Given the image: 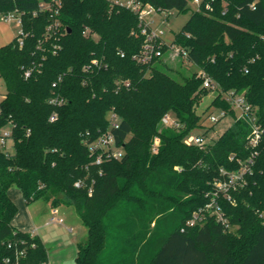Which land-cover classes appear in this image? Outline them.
<instances>
[{
    "label": "trees",
    "instance_id": "1",
    "mask_svg": "<svg viewBox=\"0 0 264 264\" xmlns=\"http://www.w3.org/2000/svg\"><path fill=\"white\" fill-rule=\"evenodd\" d=\"M52 1L0 0V14L17 12L25 33L23 46L19 36L0 46V136L10 129L14 149L0 148V264L49 263L43 241L14 226L15 187L28 204L76 209L88 229L77 264H264V143L234 202H222L236 230L210 215L187 226L222 170H238L253 153L251 127L225 94L243 96L264 125V0H202L172 42L198 70L176 75L161 61L134 58L146 40L139 14L115 0H59L58 13L40 10ZM189 1L140 0L178 15L191 11ZM199 70L217 85L210 108L235 118L203 147L185 142L202 126L198 109L212 91ZM112 111L119 128H109ZM168 113L180 127L162 124ZM107 132L124 155L97 164L90 145Z\"/></svg>",
    "mask_w": 264,
    "mask_h": 264
},
{
    "label": "built area",
    "instance_id": "2",
    "mask_svg": "<svg viewBox=\"0 0 264 264\" xmlns=\"http://www.w3.org/2000/svg\"><path fill=\"white\" fill-rule=\"evenodd\" d=\"M194 2L197 4V7H199L202 0H194ZM60 4L61 3L59 0H53L52 3H41L40 10H48L58 13ZM114 4L139 14L140 19L144 24L142 33L145 35L146 40L143 54L140 56H135V59L137 58L138 61L142 63H150L153 60H158L163 57L162 46L169 45V47H171L176 54L185 58L186 61L188 60L187 51L174 46L172 43L167 44L164 41V30H155L152 28L151 24L144 20L143 15L145 12H156L155 9H153L151 6H144L140 0H115ZM0 20L5 22L17 21L20 24L21 29L18 33L19 44L23 46L25 33L22 29V19L20 15L17 12L0 14ZM94 64H98V62L94 61ZM30 75L31 73L29 71L26 72V78H29ZM198 76L202 79L204 88L211 90H215L217 88L214 80L205 71L199 70ZM55 85L56 84H54V86ZM225 98L232 104L236 111L237 118H242L249 123L251 127V133L248 137V146L252 148L253 153L247 160L239 162L240 167L238 170L232 172H226L222 170L224 179L216 182L215 186L213 187V191L207 195V203L199 211L193 214L192 218L187 222V226L194 227L197 225H203L206 221V216L210 215L213 216L216 221L223 226L225 231L234 232L236 228L230 223V220L222 206V202L223 200L234 202L232 192L245 186L246 176L252 172L253 165L255 164V158L258 155V147L261 143H264V125L261 122L259 116H257L254 111H252L251 105L247 103L243 96L231 92L225 94ZM52 102L57 104L58 100L54 99ZM225 116H227V112L222 109L219 115L211 114L209 118L213 123H217ZM54 120L55 116L51 117V121ZM108 120L110 129L119 128L121 120L120 116L116 112H110L108 115ZM162 124L165 126L180 127V123L174 118L172 114L169 113L162 118ZM10 137L11 130H2L0 136V148L6 149L7 141L10 139ZM185 142L188 145H196L200 147L210 144L208 142L207 136L194 134L189 135L185 139ZM159 143L160 140L157 138L153 147V151L155 153L158 152ZM115 145L114 136L109 132L102 135L96 142L92 143L90 145V150L91 152L97 154L96 163L101 164L105 159H121L124 155V149H118L115 147ZM77 186H80V183H77ZM261 218L264 224V213L261 214ZM49 220L53 224H65L64 218L59 215L58 207L51 208ZM69 231L72 232L73 228H69Z\"/></svg>",
    "mask_w": 264,
    "mask_h": 264
},
{
    "label": "rangeland",
    "instance_id": "3",
    "mask_svg": "<svg viewBox=\"0 0 264 264\" xmlns=\"http://www.w3.org/2000/svg\"><path fill=\"white\" fill-rule=\"evenodd\" d=\"M189 2L191 11L186 14L178 15L176 11H171L169 13L145 12L143 18L147 23L151 24L153 29L164 30L165 34L163 36V39L167 44H171L174 41L175 35L183 29L184 25L189 20L192 11L197 8V4L194 2V0H190ZM20 29V24L17 21L5 22L3 20H0V46H4L13 42L14 39L18 36ZM158 61L162 62L161 67L163 69L171 72L174 75H176L177 72L184 74L187 72L193 73L198 70L197 67L189 65L185 58L176 54L174 50L169 47V45L167 47V50H163V57L158 59ZM6 93L7 86L4 79L0 75V103ZM215 96L216 91L212 90L202 101L198 109V113L203 115L205 113L206 114L202 119V126L197 128L193 132L194 135H206L209 143H213V141L217 140L219 136L227 131V129L230 128L235 121V118L232 115L223 117L217 123H213L210 120L209 117L211 114L219 115L221 111V109L219 110L215 107L210 108V104ZM5 130L10 129L7 128ZM6 150L10 153L14 152L13 142L11 139H8L7 141ZM38 205L45 208L47 207L48 209V203L45 200L35 201L34 206ZM59 210L65 218V224L61 226H67V228L73 227L75 229V239L77 238V240L75 241L81 244L86 243L88 239V229L83 224V221L76 209L71 205L63 204L59 206ZM65 249L66 247H64L63 249L51 250L50 259L51 257H53L55 264H77L76 257L78 250H75L73 245L72 247H69L66 250ZM216 260L214 264H219V261Z\"/></svg>",
    "mask_w": 264,
    "mask_h": 264
},
{
    "label": "crops",
    "instance_id": "4",
    "mask_svg": "<svg viewBox=\"0 0 264 264\" xmlns=\"http://www.w3.org/2000/svg\"><path fill=\"white\" fill-rule=\"evenodd\" d=\"M10 196L18 207V213L13 221L16 228L39 237L43 243L49 247L50 253L51 250L63 249L64 247L67 249L72 247V245L75 250H78L79 243L75 241L77 240L74 236L75 229L69 227L73 228V231L70 232L67 226L65 227L50 222L49 218L52 208L50 203L47 202L48 209L47 207L45 208L39 205L34 206V202L28 204L26 203L22 192L16 187L10 191ZM59 215L64 218L60 210ZM50 253L48 264H55L53 257L50 259Z\"/></svg>",
    "mask_w": 264,
    "mask_h": 264
}]
</instances>
